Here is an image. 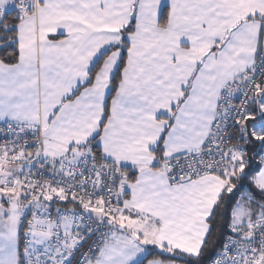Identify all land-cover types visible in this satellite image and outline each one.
I'll use <instances>...</instances> for the list:
<instances>
[{"label": "snow or ice", "instance_id": "6c2138e0", "mask_svg": "<svg viewBox=\"0 0 264 264\" xmlns=\"http://www.w3.org/2000/svg\"><path fill=\"white\" fill-rule=\"evenodd\" d=\"M0 264H264V0H0Z\"/></svg>", "mask_w": 264, "mask_h": 264}]
</instances>
